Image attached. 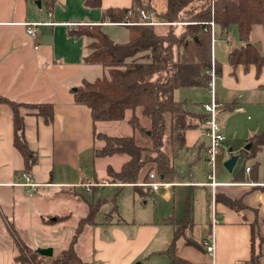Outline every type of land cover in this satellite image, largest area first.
Listing matches in <instances>:
<instances>
[{"label": "crops", "instance_id": "obj_1", "mask_svg": "<svg viewBox=\"0 0 264 264\" xmlns=\"http://www.w3.org/2000/svg\"><path fill=\"white\" fill-rule=\"evenodd\" d=\"M36 1L0 0V97L17 103L27 148L36 158L28 169L25 156L15 145L14 113L8 103L0 102V264H29L18 260L20 245L30 248L50 246L46 239L32 247L22 240L18 232L27 228L34 216H39L43 223L42 215L37 214L39 209L27 203L30 197L27 193L30 191L21 185L27 181L26 178L38 185L32 195L37 197L39 204L44 197L49 196V192L63 190L64 198L69 199L72 207H77L79 203L76 199L80 200V196L89 202L94 201L79 190L82 188L80 183L89 180L95 184L96 179H107V165L117 170L126 160L122 159L118 167L104 161L98 172L94 170L93 160L91 173L86 172V167L82 165L83 155L90 149L93 157V147L103 144L94 140V129L99 131L98 124L102 121L93 122L89 108L73 101L72 91L82 80H88L86 72L95 70L93 68L97 65L84 62L90 39L86 36L75 38L69 31L77 24H99L103 10L130 7L132 0H101L99 8L85 7L84 0H56L51 9L41 0L38 6ZM148 1L153 9V17L167 10V0ZM24 22H40L36 27L35 39L26 33ZM102 25L103 29L106 26L124 27L109 22ZM229 27L236 30L233 24ZM250 43L264 56V29L261 24L252 25ZM242 44L239 39L238 46L228 47L227 57L218 60L210 43L211 59L218 65L216 100L228 107L220 113L223 147L228 146L226 160L231 154L239 155L231 172L225 168L226 171H221L216 177L219 186L215 195V264L247 262L251 256L253 228L261 237L260 247L264 255V145L251 153L254 143L250 141L252 135L264 131V65L260 69L254 64L247 67L231 66L228 53ZM177 91L188 96L189 93H203L202 100L191 99L187 101V106L197 114H205L202 104L209 100L204 98H209L206 87L176 88L173 91L175 100L174 93ZM37 103L53 105L54 118L51 123L44 122L33 110L25 107ZM202 129L201 122L184 133L185 148L179 155L186 150H194L190 165L201 164L202 158L206 161L208 142L204 140L206 136L201 134ZM248 143H251V147L245 150ZM230 148L232 153L229 152ZM241 157L244 165L237 164ZM190 177L188 181L180 180L181 176L177 174L170 181L156 179L169 184L160 187L164 189L161 193L164 200L170 198L169 190L177 186L204 188V217L193 208L179 218L157 212V219L153 222L128 223L121 219L112 221L110 218L96 220V225L89 226L92 228V256L87 257L85 264H172V257L165 250L171 245L174 228L181 220L187 222L184 233L193 242L187 245L181 238L178 239L175 248L177 246L181 250L177 255L174 248V255L184 261L182 264H211V257L202 246L203 239L210 232L211 189L206 185L208 176L207 181L193 179V172ZM109 185L133 188L132 184L109 182L100 187ZM142 189L137 194L143 199L154 193L145 186ZM230 201L235 204H228ZM86 207L83 202L80 209ZM70 213L67 220L71 221L73 214L72 211ZM156 241L157 246L152 248ZM39 264H51V259L45 257Z\"/></svg>", "mask_w": 264, "mask_h": 264}, {"label": "trees", "instance_id": "obj_2", "mask_svg": "<svg viewBox=\"0 0 264 264\" xmlns=\"http://www.w3.org/2000/svg\"><path fill=\"white\" fill-rule=\"evenodd\" d=\"M51 9L56 0H41ZM195 2H201L194 7ZM87 8H99L101 0H84ZM140 11L150 14L153 9L148 1L132 0L130 7H110L102 12L99 24H77L69 34L75 38L86 36L87 54L84 62L96 64L108 72V76H98L93 80H82L72 91L73 101L86 105L93 122L125 121L132 129V134L114 136L94 129V140L101 141V146L93 147V160L113 155H125L119 169L111 165L106 167L110 183L132 184L134 191L142 192L141 183L153 173L159 180L170 181L176 175L174 160L185 148L184 133L197 127L206 117L189 109L186 102H178L173 91L179 87H206L209 76L205 72L211 65L209 33L207 23L214 20L220 36L227 33L230 25H235L240 47L232 48L228 53V62L235 67H247L254 64L258 69L264 65V56L250 43L251 27L261 24L264 29V0H167V10L155 14L158 22L147 24L149 18H142ZM186 22L183 31L178 32L172 24ZM122 24L127 28L128 38L124 42L112 40L103 30L102 23ZM160 26H168V31H159ZM218 73V65L215 63ZM14 113L15 145L26 159L29 169L36 161L28 150L23 135V120L17 113V103L0 97ZM44 122L51 123L54 118L51 103L28 104ZM146 119V120H145ZM149 132V133H148ZM254 143L251 153L264 145V131L252 135ZM88 213L78 220L69 245L62 249L51 264H85L78 255L75 244L85 226L97 224L95 215L103 200L87 201ZM228 204L234 205L230 201ZM48 219V221H65ZM47 220V219H45ZM188 227L184 220L174 228L171 245L167 254L171 255L172 264H182L174 255L176 241L184 237ZM261 237L255 228L252 231V250L249 260L243 264H264V255L260 247ZM26 255H19L18 260L30 264L44 261L36 257V248L22 246ZM21 250V249H20ZM49 258V257H48Z\"/></svg>", "mask_w": 264, "mask_h": 264}, {"label": "rangeland", "instance_id": "obj_3", "mask_svg": "<svg viewBox=\"0 0 264 264\" xmlns=\"http://www.w3.org/2000/svg\"><path fill=\"white\" fill-rule=\"evenodd\" d=\"M148 1V0H143ZM149 3V1H148ZM201 2H195L194 7L200 6ZM150 5V3H149ZM151 7V5H150ZM152 8V7H151ZM153 12V11H152ZM166 12V11H165ZM155 19V18H154ZM156 20V19H155ZM157 21V20H156ZM163 24V23H159ZM165 24H172L171 27L176 28L178 32L183 31L185 28L186 22L184 21H176V22H170ZM158 25V24H157ZM170 27L168 26H160L158 28L159 31H168ZM229 27L227 34H229L232 38L231 44H226L222 40L224 35L221 37L218 33V30H216V40L211 43V48L213 52H215L216 58H221L223 56L227 57V48L230 46H238L239 41V35L237 28L236 30H233ZM104 32L115 41H125L128 38V31L126 27L121 26H106L104 29ZM211 35L209 34V37ZM222 38V39H221ZM94 65V64H92ZM93 71L86 72L88 80H92L95 77L98 76H108V72L103 69L100 70V66H95ZM176 97V101L178 102H186L189 100H202L203 93H200L198 95L190 94L185 95L182 91H177L174 93ZM205 96V95H204ZM209 97V96H208ZM202 98V99H201ZM205 99L206 96L204 97ZM146 120V119H145ZM98 130L102 131L109 135L114 136H122V135H130L132 134L131 127L125 122V121H109V122H101L98 124ZM205 141L209 142V139L206 137L204 138ZM98 144V143H97ZM228 146L222 147L221 154L217 156V168L215 171V177L219 175L221 171L225 172L226 169L224 167V162L226 161V158L228 156L227 152ZM181 153L176 159H175V169L177 170L176 174L177 176H181L180 180L185 179L189 180L190 174L193 172V179H197L200 181H207V176L210 173V167L208 166L207 162L203 160L200 161L201 164L196 165H190V159H191V153L194 150H189V152ZM203 157V154H201ZM82 165L86 167V172L91 173V167L94 166L92 164L93 157L91 150L89 149L87 153L83 155ZM206 157V154H205ZM127 156L125 155H113L109 157L99 158L95 159L93 163H95L94 170L95 172H98L99 169H101L104 161H109L112 165L118 167L119 162H122V159H126ZM199 159V157H196ZM194 160H197V159ZM120 160V161H118ZM238 165H244V160L242 157L238 160ZM180 173V174H178ZM150 175V174H149ZM218 178V177H217ZM148 180V179H147ZM177 180V179H175ZM183 180V181H185ZM217 180V179H216ZM149 181V180H148ZM96 184H105L106 182L110 183V179L107 176L106 178H99L96 179ZM98 187H92L91 191L85 190L86 188L82 187L79 188L81 192H83L86 197L89 200H103L97 208L95 220L102 221L107 218H110L112 221L121 219L125 222L132 223L137 221H156L157 219V212H162L163 214H173L174 217H178L184 215L187 211L191 212L193 208H195L196 212L200 211V216L204 217L206 215V211L204 210L203 203L206 202V191L202 187H183V186H177L174 188H171L169 190L170 192V198L164 200L161 197V193H163L164 189L160 188L158 192H154L149 197L143 199L140 195H138L134 189L131 186H115V185H109L105 187H100L101 185H95ZM84 188V189H83ZM94 188V189H93ZM93 189V192H92ZM55 191V190H54ZM51 191L49 192V196L44 197V200L39 204L38 199L36 196H33L32 191L27 193L30 197L28 198V202L33 208L39 209L37 214H41L43 217V223L40 222L39 216H34L33 219L28 224L27 228H24L23 230H18L20 232V236L22 240L34 247L36 244H39L40 242H45V240H49L48 247H51L53 249V254L49 258H54L63 248H66L69 245V242L72 239V235L75 231L76 226L78 225V220L80 217L86 215L88 213V208L80 209L83 202L79 199H76L79 205L77 207H72V203L69 201V199H65L63 196V190H58V192ZM148 193L149 190H147ZM92 192V193H91ZM210 192L208 191V198H209ZM62 195V196H61ZM68 197V196H66ZM210 201V199H209ZM72 211L73 217L72 220H67L64 222H59L58 220L55 222L48 221V219H62L61 217H67V219L70 218V212ZM200 218V217H199ZM47 219V220H45ZM73 226V227H71ZM170 229H168V232ZM164 236V234H163ZM92 228L89 226H85L83 228V232L79 238V240L76 242V251L79 256H81L84 260H88V256H92ZM183 240L184 244L190 245L193 242V239L186 235L181 238ZM157 246V241L153 244L152 248H155ZM20 253L21 255L27 256V251L22 248V245H20ZM175 253L178 255L179 251L181 250L180 247L175 248ZM37 254V253H36ZM36 257H43L40 254H37ZM36 264H39L38 259L35 260ZM153 261V260H152ZM162 261V260H161ZM30 264V263H29ZM159 264H163L159 262Z\"/></svg>", "mask_w": 264, "mask_h": 264}, {"label": "built area", "instance_id": "obj_4", "mask_svg": "<svg viewBox=\"0 0 264 264\" xmlns=\"http://www.w3.org/2000/svg\"><path fill=\"white\" fill-rule=\"evenodd\" d=\"M142 18H149V22L147 24H159L160 22L156 21L152 15V12L147 15L144 11H140ZM40 24V22H24L26 33L33 39L36 38L37 32L36 27ZM207 28L205 30L211 35V43L216 40V24L214 20H211L207 23ZM223 40L231 44L232 38L229 34H225ZM37 47L36 45L34 46ZM209 76L207 82V90L209 94V100L202 104V107L205 112V119L202 121L203 129L201 134L206 136L209 139V142L206 147V162L210 167V173L208 174V185L211 189V206H210V214H209V224H210V232L203 239L202 246L205 252L211 257V264H215V248H216V237H215V226L217 224L216 220V209H215V195L216 188L219 186V182L216 180L215 171L217 168V156L221 153V149L223 147L224 135L221 128L220 121V113L223 112L226 108V105L220 103L216 100L215 95V79H216V70L215 63L211 59L210 67L205 71ZM246 171H249V168H246ZM26 182L21 184L24 187H27L29 191H33L38 186L36 183L30 181L29 178H26ZM95 185H104V184H94L89 180H86L80 183V186L86 188L87 191H91V188ZM142 186L147 187L151 192L157 191L163 185H169L167 183H162L161 181L156 179V176L151 173L149 175V181L141 183Z\"/></svg>", "mask_w": 264, "mask_h": 264}, {"label": "water", "instance_id": "obj_5", "mask_svg": "<svg viewBox=\"0 0 264 264\" xmlns=\"http://www.w3.org/2000/svg\"><path fill=\"white\" fill-rule=\"evenodd\" d=\"M36 4L38 6H40V0H37L36 1ZM149 133V132H148ZM251 147V143H248L246 146H245V150H248L249 148ZM229 152L232 153V148L229 149ZM239 158V155H234V154H231L229 156V158L224 162V167L229 171L231 172L233 167L235 166L236 164V161L237 159ZM36 250V253L42 255V256H46V257H51L52 254H53V249L51 247H38L35 249Z\"/></svg>", "mask_w": 264, "mask_h": 264}]
</instances>
